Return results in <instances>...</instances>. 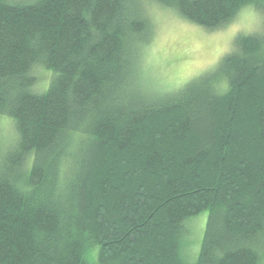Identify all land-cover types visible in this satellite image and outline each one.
Returning a JSON list of instances; mask_svg holds the SVG:
<instances>
[{"label":"trees","instance_id":"1","mask_svg":"<svg viewBox=\"0 0 264 264\" xmlns=\"http://www.w3.org/2000/svg\"><path fill=\"white\" fill-rule=\"evenodd\" d=\"M0 0V264H264V34L177 88L144 0ZM212 30L264 0H148ZM52 78L35 88V69ZM207 211L196 260L189 220ZM188 244V241H187ZM95 250V258L92 251Z\"/></svg>","mask_w":264,"mask_h":264},{"label":"rangeland","instance_id":"2","mask_svg":"<svg viewBox=\"0 0 264 264\" xmlns=\"http://www.w3.org/2000/svg\"><path fill=\"white\" fill-rule=\"evenodd\" d=\"M36 0H13L17 4H29ZM145 14L152 21L154 35L144 53V73L160 86L177 88L190 79L215 67L220 59L233 50L234 38L240 33L260 32L250 24L258 22L262 14L253 6L243 8L223 28L210 29L190 22L175 10L144 0ZM38 82L35 88L46 91L52 72L44 67L35 69ZM16 128L9 117L0 118V152L7 150V144ZM10 139V140H9ZM208 212L204 211L189 220L185 236L184 252L196 260L205 233ZM188 241V244H187ZM95 258V250L91 253Z\"/></svg>","mask_w":264,"mask_h":264},{"label":"snow or ice","instance_id":"3","mask_svg":"<svg viewBox=\"0 0 264 264\" xmlns=\"http://www.w3.org/2000/svg\"><path fill=\"white\" fill-rule=\"evenodd\" d=\"M250 26L264 34V16H261L258 22L255 20V18H253Z\"/></svg>","mask_w":264,"mask_h":264}]
</instances>
